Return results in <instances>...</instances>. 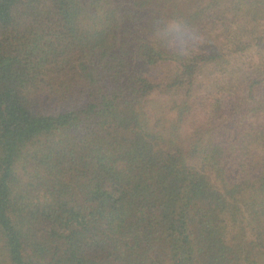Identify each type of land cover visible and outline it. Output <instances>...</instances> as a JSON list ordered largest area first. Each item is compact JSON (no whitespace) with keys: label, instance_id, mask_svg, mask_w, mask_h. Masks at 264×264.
Here are the masks:
<instances>
[{"label":"trees","instance_id":"16d2710c","mask_svg":"<svg viewBox=\"0 0 264 264\" xmlns=\"http://www.w3.org/2000/svg\"><path fill=\"white\" fill-rule=\"evenodd\" d=\"M127 1L0 0V264H264V124L252 125L250 145L235 147L239 170L247 174L240 176L227 171L230 145L223 144L224 129L240 111L223 113L213 127L205 119L187 139L180 130L187 99L184 106L174 100L169 111L182 119L169 126L163 116L154 117L156 130L141 118L139 103L155 89L147 64H166L177 75L169 86L178 96L186 85L192 92L201 75L207 78L203 64L218 56L194 55L190 63L156 40L143 66L124 72L129 96L118 89L97 93L104 86H68L82 72L97 84L98 71H110L103 55L89 60L93 44L86 32H109L114 11L101 8L123 9ZM182 1L195 19L217 13L224 23L232 20L237 31L226 35H251V23L264 14V0L175 4L186 7ZM260 41L264 35H255L251 46ZM246 43L238 39L239 50ZM121 55L116 59L126 69L127 53ZM260 55L261 62L247 53L224 69L237 77L251 60L246 78L257 81L241 99L251 101L246 115L264 112V92L256 88L264 85ZM224 111L220 105L214 112ZM19 170L31 177L25 187Z\"/></svg>","mask_w":264,"mask_h":264},{"label":"rangeland","instance_id":"374dc122","mask_svg":"<svg viewBox=\"0 0 264 264\" xmlns=\"http://www.w3.org/2000/svg\"><path fill=\"white\" fill-rule=\"evenodd\" d=\"M210 1L211 0H204L203 5L206 6ZM176 2H179V0H128L127 3L129 4L123 6V9L113 4L103 6L101 8L102 12H109L107 15H111L114 11L113 19H109L107 23V26L111 28H109V32H86L88 34L87 38L90 41L89 44H93L92 48H90L89 60L93 59V61H96L99 55H103L105 61L109 62L111 69L104 74L102 70L98 71V73L102 75L96 78L97 84L92 83L82 72L77 74L74 79H69V81H67L68 86L69 84L70 86L74 85L79 89L87 85L90 88L93 86H104L106 91L100 92V88H98L97 93L113 94V91L118 89L119 93L120 90L124 91L125 97L129 96L131 92H127L130 90V87L127 84V77L124 79V76H126L124 72L128 69L129 72L134 71L132 69L133 65H135L136 71H138L140 62L143 66L142 56L144 52L147 50L148 46L156 40L163 42L164 45H167L180 55L190 57V63L194 55L199 57L200 54H202V56L205 57L207 54H215L219 57L218 60H208V64H203L201 59L199 61L201 65H204L203 72H205L204 75L207 74V78L201 75L199 80L196 79L192 92L189 91V87L186 85V88L181 91V94L178 93V96L174 95L175 93L169 86V84L177 79V75H175L174 72L167 71L166 64H160L158 66H150L147 64V68L144 71L148 72L147 76L154 82L153 85L155 89L151 90L150 94H147L142 102L139 103V105H142L146 114L145 117L143 115L141 118L144 120L145 124L148 123L150 125L151 123V129L156 130L158 126L155 124L154 117L156 118L157 116L159 118L163 116L164 120L168 123L166 126H169L173 120L182 119H180V114L169 111V108L173 107L174 100L180 98L183 100V103L179 102L177 105L181 103L180 106H184V102H186L187 99L188 106L185 108L189 112L187 110L184 112L189 116L187 115V119L184 120L180 127L181 134H184L182 138L187 139L201 122H207L205 119L209 118L212 120L213 122H210L209 127H213L214 125L211 126L213 123H215L216 126L219 125L218 121L223 116V113L226 114L234 110L235 112L240 111L241 113L234 112L237 114L238 120L234 122L231 127L227 126L224 129V134H226L228 138L225 137V139H223V144L227 146L230 145V149L226 148L227 159L225 160L227 171L235 175L239 174L240 176H245L247 174L244 168L240 166L243 171L239 170V159L242 157L241 155L239 156L240 153H238L240 149H235V147L241 146V143L243 144L242 146L250 145L247 135H251L252 125L258 123L264 124V112H261L259 109H254L249 112V115L243 113V111L246 112L251 109V101L248 102L246 99V102L243 103L241 99L244 98V94L248 95L250 92V85L252 87L255 81H257V79L254 78L249 82L246 78V72L252 73L251 66L253 65H251V60L247 65H241V70L243 72H241V74L236 73L237 77L229 74V72L224 69H231L237 62L236 57L247 53H251L253 58L250 59H252L253 62H261L260 54H264V52H262L264 51V41H260V44L257 46H251V40H253L255 35H264V14L256 17L258 21L255 22V25L251 23V29L248 27L251 35L239 37L236 34H225V32L237 31L236 26L231 23L232 20L224 23L219 16L217 17V13L214 16H203L204 19H195L191 17L189 11L190 7H187L184 1H182V4L186 7L175 4ZM99 4L102 6L101 3ZM124 9H127V12H125ZM134 11L138 13L137 16L133 14ZM88 16V12L84 11L82 18L85 23L90 22ZM224 17L226 16L222 18ZM114 21L119 23V30L112 29ZM121 25L123 27H121ZM240 38H243V40L247 42L246 44L250 45L243 46V49H246L245 51H243V49L239 50L240 46L238 45V39ZM261 45L263 46L262 49H260ZM87 50L89 49L86 48V51ZM126 53L128 67L125 69L123 65H120V61L116 59V55L121 58V54ZM262 58H264V55ZM238 80L244 81L242 82L243 89H239ZM121 86L124 87L120 88ZM263 87L264 85L256 86L259 93L264 92ZM205 96H209L208 98L210 99L208 102L205 100L202 103V99ZM258 96H261V94ZM200 103L203 105L200 107L202 112L199 111L200 108H195V104L199 105ZM220 105H226L227 111L216 114L214 111ZM196 122L199 123L195 124ZM227 131H232L233 135L232 133L228 134ZM122 133L123 135L129 136L135 135V133L125 132L124 130ZM215 133L217 136H214L213 139L220 136L218 131ZM58 139L60 138H54L55 141ZM236 140L238 141L236 142ZM245 140L247 144H245ZM232 146L233 148L231 149ZM20 166L21 165H19V167ZM35 169L36 166L30 167L29 172ZM19 174L23 177V180H21L24 181L23 186L25 187L27 181H30L31 177H29L28 174L22 176L21 170H19ZM248 177H250V175ZM35 181L37 182V180ZM36 182L33 183L36 184ZM42 194L43 191L41 192V195ZM19 196V192L16 191V198L19 199ZM246 255L245 253L244 257Z\"/></svg>","mask_w":264,"mask_h":264}]
</instances>
